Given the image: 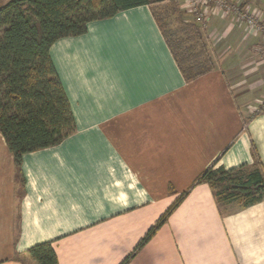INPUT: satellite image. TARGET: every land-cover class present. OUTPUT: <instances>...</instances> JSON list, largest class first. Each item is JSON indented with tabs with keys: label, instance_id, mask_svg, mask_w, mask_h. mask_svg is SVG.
Returning a JSON list of instances; mask_svg holds the SVG:
<instances>
[{
	"label": "crops",
	"instance_id": "1",
	"mask_svg": "<svg viewBox=\"0 0 264 264\" xmlns=\"http://www.w3.org/2000/svg\"><path fill=\"white\" fill-rule=\"evenodd\" d=\"M230 2L264 19V1ZM204 27L215 68L191 81L147 5L52 43L75 128L22 155V187L0 132V264H35L15 255L45 241L58 264H264V195L221 204L195 184L211 165L264 170V111L246 106L264 93V33L220 12Z\"/></svg>",
	"mask_w": 264,
	"mask_h": 264
},
{
	"label": "trees",
	"instance_id": "2",
	"mask_svg": "<svg viewBox=\"0 0 264 264\" xmlns=\"http://www.w3.org/2000/svg\"><path fill=\"white\" fill-rule=\"evenodd\" d=\"M140 5L150 7L186 81L215 68L203 25L194 18L183 20L177 0H8L0 6V132L13 155L20 187L22 155L58 144L75 128L50 46L59 38L85 33L91 21ZM158 7L161 13L176 15L183 36L174 32L170 36ZM200 183L210 187L218 203L247 206L264 195V170L259 162L231 169L211 165L196 179L195 184ZM180 198L149 227L137 248L155 234ZM15 257H27L35 264H58L52 241L34 244ZM127 261L128 257L120 264Z\"/></svg>",
	"mask_w": 264,
	"mask_h": 264
},
{
	"label": "built area",
	"instance_id": "3",
	"mask_svg": "<svg viewBox=\"0 0 264 264\" xmlns=\"http://www.w3.org/2000/svg\"><path fill=\"white\" fill-rule=\"evenodd\" d=\"M180 7L192 14L196 22L203 26L211 16L220 12L237 17L253 31L264 33V19L261 20L258 11L249 5L232 3L229 0H181ZM261 100H264V96Z\"/></svg>",
	"mask_w": 264,
	"mask_h": 264
},
{
	"label": "rangeland",
	"instance_id": "4",
	"mask_svg": "<svg viewBox=\"0 0 264 264\" xmlns=\"http://www.w3.org/2000/svg\"><path fill=\"white\" fill-rule=\"evenodd\" d=\"M7 1L8 0H0V6L3 5L4 3H6ZM177 1H179L178 2L179 3V10L181 12H183L182 19L185 20L186 22H191L192 19H193L192 17H189V15L191 16V14L189 12L188 13L185 12V9L180 7V1L181 0H177ZM247 1H249V0H247ZM254 1H256V4L258 5V3L261 4V2L264 1V0H254ZM242 2L239 3V4H242ZM233 3H236V2H233ZM237 4H238V2H237ZM259 7H261V6H259ZM157 9L159 10V7ZM159 14L161 16V22L166 24V30H168V33L170 34L171 37H173V32L177 36H183L182 32L179 31V29H178L179 28V22L176 20V15L173 12H168V14H164V13H161L160 10H159ZM203 28H205V27L203 26ZM205 36H206V34H205ZM206 42H207V45H208V51L209 52L212 51L211 48H210L211 47V42H209V38L207 36H206ZM185 45H186V43L184 44V46ZM260 54H261V52H260ZM262 96H264V93L260 94L259 100H255V101L251 100V103L246 104V106H248V105L253 106L254 104H256L258 113L264 111V100H261L263 98Z\"/></svg>",
	"mask_w": 264,
	"mask_h": 264
}]
</instances>
